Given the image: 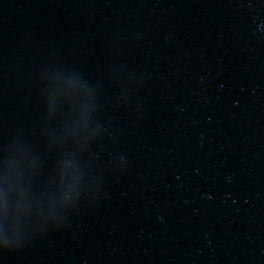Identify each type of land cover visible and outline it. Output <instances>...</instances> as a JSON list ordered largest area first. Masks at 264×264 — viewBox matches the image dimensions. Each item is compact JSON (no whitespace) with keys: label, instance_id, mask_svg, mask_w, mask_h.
Masks as SVG:
<instances>
[{"label":"water","instance_id":"water-1","mask_svg":"<svg viewBox=\"0 0 264 264\" xmlns=\"http://www.w3.org/2000/svg\"><path fill=\"white\" fill-rule=\"evenodd\" d=\"M0 264H264V0H0Z\"/></svg>","mask_w":264,"mask_h":264}]
</instances>
